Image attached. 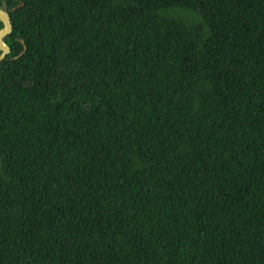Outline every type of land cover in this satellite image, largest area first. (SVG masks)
Masks as SVG:
<instances>
[{
  "label": "trees",
  "instance_id": "obj_1",
  "mask_svg": "<svg viewBox=\"0 0 264 264\" xmlns=\"http://www.w3.org/2000/svg\"><path fill=\"white\" fill-rule=\"evenodd\" d=\"M19 1L0 264H264V0Z\"/></svg>",
  "mask_w": 264,
  "mask_h": 264
},
{
  "label": "water",
  "instance_id": "obj_2",
  "mask_svg": "<svg viewBox=\"0 0 264 264\" xmlns=\"http://www.w3.org/2000/svg\"><path fill=\"white\" fill-rule=\"evenodd\" d=\"M22 4L20 0L17 4L13 5L11 9H14L18 5ZM0 21L2 22V26L0 27V60L3 59L9 51V46L3 41V38L6 34L11 31V22L10 17L4 9L0 8ZM22 41V39H20ZM25 48V45L22 46V49L15 56L21 54Z\"/></svg>",
  "mask_w": 264,
  "mask_h": 264
}]
</instances>
